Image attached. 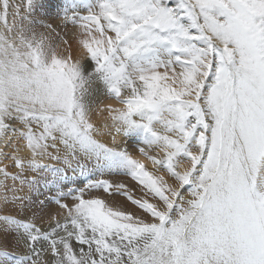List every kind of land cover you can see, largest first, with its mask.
Segmentation results:
<instances>
[{"label":"snow or ice","instance_id":"obj_1","mask_svg":"<svg viewBox=\"0 0 264 264\" xmlns=\"http://www.w3.org/2000/svg\"><path fill=\"white\" fill-rule=\"evenodd\" d=\"M0 264H264V0H0Z\"/></svg>","mask_w":264,"mask_h":264},{"label":"rangeland","instance_id":"obj_2","mask_svg":"<svg viewBox=\"0 0 264 264\" xmlns=\"http://www.w3.org/2000/svg\"><path fill=\"white\" fill-rule=\"evenodd\" d=\"M13 2H18V0H13ZM57 51H58V53L63 54V45H61V47ZM74 54H75V51H74L73 55ZM128 207H129L130 210H134L133 207L130 204L128 205Z\"/></svg>","mask_w":264,"mask_h":264},{"label":"bare ground","instance_id":"obj_3","mask_svg":"<svg viewBox=\"0 0 264 264\" xmlns=\"http://www.w3.org/2000/svg\"><path fill=\"white\" fill-rule=\"evenodd\" d=\"M81 55V53L79 52V50H76L75 51V54H74V58H77Z\"/></svg>","mask_w":264,"mask_h":264}]
</instances>
